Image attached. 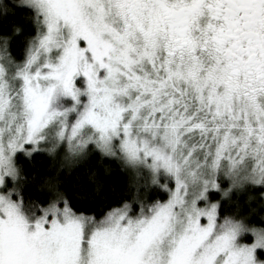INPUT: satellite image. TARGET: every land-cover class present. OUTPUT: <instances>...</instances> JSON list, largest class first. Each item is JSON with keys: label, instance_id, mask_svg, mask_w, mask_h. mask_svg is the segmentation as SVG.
<instances>
[{"label": "snow or ice", "instance_id": "snow-or-ice-1", "mask_svg": "<svg viewBox=\"0 0 264 264\" xmlns=\"http://www.w3.org/2000/svg\"><path fill=\"white\" fill-rule=\"evenodd\" d=\"M16 5L34 34L18 59L0 33V264H264V216L213 199L264 187V0ZM61 149L175 185L97 215L48 178L25 210L16 153Z\"/></svg>", "mask_w": 264, "mask_h": 264}, {"label": "trees", "instance_id": "trees-1", "mask_svg": "<svg viewBox=\"0 0 264 264\" xmlns=\"http://www.w3.org/2000/svg\"><path fill=\"white\" fill-rule=\"evenodd\" d=\"M17 3L18 0H0V33L10 34L20 29L11 51L22 59L26 38L34 34V29L28 19L29 9ZM16 160L22 170L19 194L25 199V210H28L30 200L43 203L47 194L44 181L48 178L58 182L60 190L77 206L87 210L88 214L97 215H103L110 207L120 206L126 201L133 209L138 208L139 201L148 204L166 201L169 192L162 185L171 187L172 183L158 173L155 174L158 182L154 183L151 170L122 166L115 158L98 151L91 152L79 162L66 160L63 149L55 154L37 151L31 156L18 151ZM223 186L227 188V182ZM15 197L16 193H13ZM213 199L220 200L229 212L249 216L253 222L264 216V187L247 186L232 190L230 197H222V193L217 192Z\"/></svg>", "mask_w": 264, "mask_h": 264}, {"label": "rangeland", "instance_id": "rangeland-1", "mask_svg": "<svg viewBox=\"0 0 264 264\" xmlns=\"http://www.w3.org/2000/svg\"><path fill=\"white\" fill-rule=\"evenodd\" d=\"M158 174H161L162 177L167 178L168 180L170 179L171 182H172V183H171V187H174V185H175L174 178L171 177V175L168 174L164 169H160V170L158 171ZM171 187H170V188H171ZM169 195H170V193H169ZM168 198H169V197H168Z\"/></svg>", "mask_w": 264, "mask_h": 264}, {"label": "clouds", "instance_id": "clouds-1", "mask_svg": "<svg viewBox=\"0 0 264 264\" xmlns=\"http://www.w3.org/2000/svg\"><path fill=\"white\" fill-rule=\"evenodd\" d=\"M231 192H232V190H230L229 192H228V195L227 196H225V197H230V195H231ZM223 195V194H222ZM127 202V201H126ZM127 203H129V202H127Z\"/></svg>", "mask_w": 264, "mask_h": 264}]
</instances>
